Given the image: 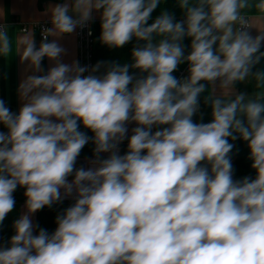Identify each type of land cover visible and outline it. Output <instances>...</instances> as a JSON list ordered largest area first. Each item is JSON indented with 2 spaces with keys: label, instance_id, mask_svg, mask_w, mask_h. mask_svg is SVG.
Masks as SVG:
<instances>
[{
  "label": "clouds",
  "instance_id": "9594fccd",
  "mask_svg": "<svg viewBox=\"0 0 264 264\" xmlns=\"http://www.w3.org/2000/svg\"><path fill=\"white\" fill-rule=\"evenodd\" d=\"M160 3L64 0L50 8L39 47L24 42L21 60L34 74L19 85L18 114L0 99V225L18 187L26 211L0 246V264H264V70L253 71L264 59V27L250 34V0H178L183 20L162 11L149 24ZM254 6L264 19V0ZM94 11L104 45L144 42L130 64L100 61L89 71L62 61L66 50L48 37L84 28ZM9 51L0 31V54ZM44 58L54 62L46 73ZM251 81L255 93L236 91ZM206 90L212 119L196 123ZM90 139L91 166L77 168ZM237 139L247 142L254 178H233L229 140ZM73 194L54 232L33 224L34 213Z\"/></svg>",
  "mask_w": 264,
  "mask_h": 264
},
{
  "label": "crops",
  "instance_id": "0c3cea01",
  "mask_svg": "<svg viewBox=\"0 0 264 264\" xmlns=\"http://www.w3.org/2000/svg\"><path fill=\"white\" fill-rule=\"evenodd\" d=\"M64 0H0V23L5 24V31L8 34L10 42V51L7 55L0 54V99H3L6 106L13 113L19 112L23 102L19 94V85L25 79L26 76L34 74L28 67L27 61L21 60L24 42L30 38H34L36 46L39 47L42 39L39 37L38 32L29 30L23 32L22 28L31 22H49L50 28L52 27L50 22V8L57 3H63ZM250 15V14H249ZM92 20L101 19V13L94 11L92 14ZM251 25L253 29H250V34L255 36L258 34L257 28L264 27V19L258 15H250ZM49 41L56 39L57 42L66 50V53L62 55L61 59L64 63H72L74 60H78V49H77V37L76 30L71 34H65L61 37H48ZM261 51H264L262 46ZM54 62L44 58L42 61V69L44 73L53 66ZM264 70V59L256 65L253 71ZM40 75L42 73H35ZM219 83V82H217ZM237 92L244 93H255V82H240L235 85ZM215 96L221 95V90L216 88L214 92ZM7 129L0 125V131ZM78 158L77 162L81 161ZM72 178H69L71 180ZM15 207L11 213L8 214L2 226L5 231L4 233V246L8 245V242L12 235L15 234L13 223L19 216L26 211L24 205L25 201L22 199L15 200ZM33 224L36 225V213L32 215ZM36 234V229L34 231Z\"/></svg>",
  "mask_w": 264,
  "mask_h": 264
},
{
  "label": "trees",
  "instance_id": "16d2710c",
  "mask_svg": "<svg viewBox=\"0 0 264 264\" xmlns=\"http://www.w3.org/2000/svg\"><path fill=\"white\" fill-rule=\"evenodd\" d=\"M54 1H61V0H54ZM256 0H250L249 8L245 9L243 13L250 14V15H258L260 14L258 10L255 8ZM162 11H168L169 13L173 14L176 21H181L184 19V11L179 7L178 0H161L160 5L157 7L156 10L152 13L151 19L149 20V24L154 22V20L161 14ZM101 19L93 20V44H92V66H94L97 62L105 61V62H115L123 65L124 63H131L132 62V49L137 44H143L142 41H137L135 38L128 44L120 48H110L104 45L100 41V34H101ZM156 39H159L158 37ZM182 44L185 48V54L187 55L190 51V44L191 38L185 37L182 41ZM188 67L189 65L185 62L182 63L178 70L173 73L178 79L186 78L188 75ZM260 70V69H259ZM103 72V68L101 69L100 73ZM130 74L133 75H146L141 74L139 70L130 69ZM208 95V91L206 90L204 93L201 94L199 98L200 102V110L199 112L193 117L194 122L196 123H207L211 122V106L210 103H205V97ZM202 115V119H201ZM162 127V126H161ZM158 130L155 127V131ZM80 131L86 133L90 138L93 136V133L80 125ZM3 132L7 133L6 130ZM230 143H233L235 146L232 151V164H233V178L235 180H239L244 178L245 176L248 177H255V170L252 169L251 163L252 161L249 159V148L247 146V142L243 141L242 139H237L236 141L229 140ZM121 155L127 152V143H123L121 146ZM93 148L94 144L91 142L83 148L81 154L78 158H85V157H92L93 155ZM25 189L22 187H18L17 190L13 193L14 199H22L25 201L24 196ZM75 200H63L62 202H58L53 204L51 208L45 207L42 210L36 212V225L39 228L46 229L49 233L54 232L56 228V216L62 214L63 211L71 206ZM39 228L36 229V234L39 231ZM4 229L3 226L0 225V246H4Z\"/></svg>",
  "mask_w": 264,
  "mask_h": 264
},
{
  "label": "built area",
  "instance_id": "2783aa9c",
  "mask_svg": "<svg viewBox=\"0 0 264 264\" xmlns=\"http://www.w3.org/2000/svg\"><path fill=\"white\" fill-rule=\"evenodd\" d=\"M248 20L249 24H251V19L249 14L243 13ZM5 24L0 23V31H5ZM50 28L49 22H31L25 25L22 28L23 32H27L29 30H33L38 32L39 37L42 39V30ZM76 37H77V48H78V61L81 66H87L89 68V71L92 67V44H93V20H90L87 25L84 28H77L76 29ZM89 73H85L87 75ZM136 125L131 126V124L128 125L129 131L128 136L132 134L131 129L135 127ZM155 131V126L153 127V132ZM121 143L119 145V154L121 153ZM109 153H102L101 156H108ZM105 158V157H104ZM81 164L84 163L85 166H91L90 165V159L82 158ZM84 166V168H85ZM83 167V166H81ZM86 169V168H85ZM14 196V195H13ZM75 199V194L73 196L65 198L64 200H71Z\"/></svg>",
  "mask_w": 264,
  "mask_h": 264
},
{
  "label": "rangeland",
  "instance_id": "374dc122",
  "mask_svg": "<svg viewBox=\"0 0 264 264\" xmlns=\"http://www.w3.org/2000/svg\"><path fill=\"white\" fill-rule=\"evenodd\" d=\"M91 20H92V19H91ZM77 49H78V48H77ZM133 125H135V124H134V123L131 124V126H133ZM130 136H131V135H130ZM130 136H128V137H130ZM122 143H128L127 139H125ZM121 146H122V145H121ZM121 148H122V147H121ZM100 155H101V154H100ZM104 157L107 158L106 156H104ZM104 157L101 156V158H104ZM85 158L90 159V161H91V160L94 159V156H92V157H85ZM80 161H81V160H80ZM79 163H80V162H77V165H80ZM77 165H76V167H78ZM88 167H89V166H88ZM88 167H87V168H88ZM69 178H73V177H69ZM71 200H75V199H71Z\"/></svg>",
  "mask_w": 264,
  "mask_h": 264
},
{
  "label": "bare ground",
  "instance_id": "6f19581e",
  "mask_svg": "<svg viewBox=\"0 0 264 264\" xmlns=\"http://www.w3.org/2000/svg\"><path fill=\"white\" fill-rule=\"evenodd\" d=\"M81 166H83V167H84V166H85V164L83 163V164H81ZM87 167H88V166H85V168H86V169H87Z\"/></svg>",
  "mask_w": 264,
  "mask_h": 264
},
{
  "label": "water",
  "instance_id": "95a60500",
  "mask_svg": "<svg viewBox=\"0 0 264 264\" xmlns=\"http://www.w3.org/2000/svg\"><path fill=\"white\" fill-rule=\"evenodd\" d=\"M83 164V163H82Z\"/></svg>",
  "mask_w": 264,
  "mask_h": 264
}]
</instances>
